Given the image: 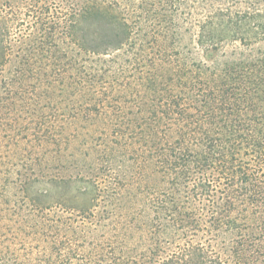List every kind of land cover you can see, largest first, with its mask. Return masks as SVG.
<instances>
[{
    "label": "trees",
    "instance_id": "16d2710c",
    "mask_svg": "<svg viewBox=\"0 0 264 264\" xmlns=\"http://www.w3.org/2000/svg\"><path fill=\"white\" fill-rule=\"evenodd\" d=\"M0 264H264V0H0Z\"/></svg>",
    "mask_w": 264,
    "mask_h": 264
}]
</instances>
